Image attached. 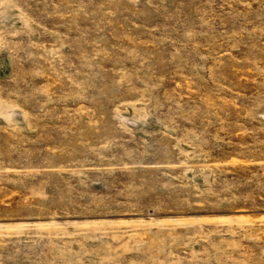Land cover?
Masks as SVG:
<instances>
[{"label": "rangeland", "instance_id": "rangeland-1", "mask_svg": "<svg viewBox=\"0 0 264 264\" xmlns=\"http://www.w3.org/2000/svg\"><path fill=\"white\" fill-rule=\"evenodd\" d=\"M0 264H264V0H0Z\"/></svg>", "mask_w": 264, "mask_h": 264}]
</instances>
